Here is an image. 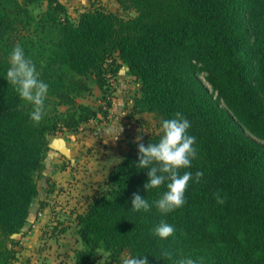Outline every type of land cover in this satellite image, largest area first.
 <instances>
[{
	"label": "trees",
	"instance_id": "obj_1",
	"mask_svg": "<svg viewBox=\"0 0 264 264\" xmlns=\"http://www.w3.org/2000/svg\"><path fill=\"white\" fill-rule=\"evenodd\" d=\"M115 1L119 13L98 5L71 21L60 0H0V264L19 253L13 236L38 198L49 137L106 116L122 66L139 84L137 112L152 114L159 129L176 112L190 122L197 156L179 171L203 176L170 213L132 211L134 194L152 202L166 191L144 189L148 170L136 169L135 144L76 216L72 264H97L101 250L110 264L129 256H146L147 264H264V146L255 141H264V0ZM17 44L48 85L38 123L6 80ZM92 85L105 111L77 102ZM159 138L158 130L140 143ZM161 221L175 229L166 239L153 231Z\"/></svg>",
	"mask_w": 264,
	"mask_h": 264
},
{
	"label": "crops",
	"instance_id": "obj_2",
	"mask_svg": "<svg viewBox=\"0 0 264 264\" xmlns=\"http://www.w3.org/2000/svg\"><path fill=\"white\" fill-rule=\"evenodd\" d=\"M121 70L127 73L129 71L127 67L122 66L116 77ZM92 93L98 95L97 102L101 101V91L96 85H92L90 93L78 98L77 102L94 110H100V107L96 108L91 103L80 101L86 100ZM139 96L138 90L132 98L127 97L124 86H121L113 93L111 106L104 116L107 121L94 130H88L89 122L82 125L77 132L63 130L49 137L45 166L38 179L39 195L30 209L22 233L13 236L14 239L19 240L20 246L17 248L19 251L17 258L11 264H43L41 258L53 257L51 253L41 251L43 246L41 239L45 232L53 233L54 240L57 239L61 246H67L71 237L74 239L71 248L73 250L80 248L76 233V216L85 212L89 201L97 196L99 188L106 182L114 166L127 155L131 147L137 144L128 146V143L133 141L131 138L134 134L140 133L142 124L140 121H144L148 115L153 117L152 114L139 113L135 110L133 102ZM100 115L102 114L98 113L97 119L101 117ZM120 128L122 131L119 133ZM152 133L143 135L139 142ZM127 136L130 139H126ZM54 140L64 142L63 149L66 155L49 147ZM89 148H93L92 152L89 155L83 154ZM75 162L79 165V170L74 167ZM72 181L74 183L69 190L70 195H64L62 187ZM79 194L83 196L82 199ZM62 229L65 230L64 233L55 235ZM49 245L53 247L54 243L51 242Z\"/></svg>",
	"mask_w": 264,
	"mask_h": 264
},
{
	"label": "clouds",
	"instance_id": "obj_3",
	"mask_svg": "<svg viewBox=\"0 0 264 264\" xmlns=\"http://www.w3.org/2000/svg\"><path fill=\"white\" fill-rule=\"evenodd\" d=\"M9 67L6 71V80L10 83L19 98L32 105L30 119L38 123L44 115V100L48 93V85L40 79L33 61L25 55L20 44L13 47L9 55ZM190 122L180 112H176L171 119H165L160 125L158 142H149L147 146L140 143L138 135L134 142L138 143V163L136 169H147V182L144 189H159L166 187V191L158 193V198L149 202L138 194L132 197V211L149 212L155 207L161 214H167L186 203L184 194L190 181L199 183L203 173L197 171L193 177L191 172L180 173V169L191 167L192 160L197 152L193 147L195 137L188 134ZM122 131L120 128L119 133ZM217 203H224L219 193L215 194ZM161 239L172 236L175 229L172 225L161 221L153 230ZM162 258L172 260V254L163 252ZM160 259V258H158ZM122 264H147L146 256L126 257ZM173 264H197L192 258H180Z\"/></svg>",
	"mask_w": 264,
	"mask_h": 264
},
{
	"label": "rangeland",
	"instance_id": "obj_4",
	"mask_svg": "<svg viewBox=\"0 0 264 264\" xmlns=\"http://www.w3.org/2000/svg\"><path fill=\"white\" fill-rule=\"evenodd\" d=\"M61 2L65 5L66 10H67V16L71 21H76L78 14L82 12L85 9H89L91 7L95 6H103L105 10L112 11L114 13H119L118 5L115 0H61ZM46 3L42 4L39 8H36L37 11H41L45 9ZM122 68V67H121ZM120 68V69H121ZM198 78L202 82V84L208 89L211 90V87L206 81V74L204 72H199L198 73ZM111 84L112 87L114 88V92L116 91L117 88L123 87L126 92V96L129 98H132L133 96L136 95L137 91L139 90V85L138 82L131 77L127 72L121 70L120 74L118 77H115L111 79ZM83 103H91L93 104L96 108H99L102 111H105V106L102 101H98V95H95L92 93V95L89 98L82 99L80 100ZM60 110L64 111V107H60ZM101 117L99 119L93 120L90 122L88 130H94L97 126L101 125L103 122L107 121V118L100 115ZM142 123V124H141ZM140 126L141 130L140 133L137 132V134H134V136L131 138V140L135 141L136 137L139 135L142 137L143 135H148L151 132L158 131L159 127L157 128V122L156 120L148 115L144 121H140ZM79 130V129H78ZM126 139H130V137H126ZM133 141H128V146L129 144H135L136 142ZM257 143L260 145L264 146V141H259L255 140ZM92 149H87L83 154L89 155L92 152ZM74 167H76L77 170H79V165L77 162H75ZM74 181L67 183L62 189L64 190V195L68 194L70 195L71 192H69L70 188H72L71 185H73ZM76 184V182H75ZM75 192V190L73 189ZM84 192V191H83ZM86 193H84L85 195ZM79 196L82 199V195L79 194ZM78 209V208H76ZM53 233L51 232H45L43 235V238L41 239L42 245L41 246V251H46L48 253L53 254V257H44L41 258L43 259V264H72V256H73V249L71 248L72 242L74 239L69 237L70 243L67 244V246L60 245V243L57 242V239L54 240V237H52ZM51 242L54 243V246L51 247L49 244ZM75 245V244H74ZM40 259V260H41ZM97 264H110L109 261L107 260L106 254L101 250L98 254V262Z\"/></svg>",
	"mask_w": 264,
	"mask_h": 264
},
{
	"label": "water",
	"instance_id": "obj_5",
	"mask_svg": "<svg viewBox=\"0 0 264 264\" xmlns=\"http://www.w3.org/2000/svg\"><path fill=\"white\" fill-rule=\"evenodd\" d=\"M128 69V68H127ZM64 142L62 140H54L49 147L56 150L62 155H66V151L63 149ZM15 236V235H14Z\"/></svg>",
	"mask_w": 264,
	"mask_h": 264
}]
</instances>
